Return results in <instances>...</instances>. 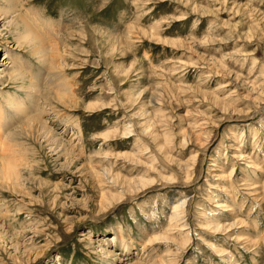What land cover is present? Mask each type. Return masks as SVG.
Masks as SVG:
<instances>
[{
    "label": "rangeland",
    "instance_id": "374dc122",
    "mask_svg": "<svg viewBox=\"0 0 264 264\" xmlns=\"http://www.w3.org/2000/svg\"><path fill=\"white\" fill-rule=\"evenodd\" d=\"M56 74L77 104L1 136L0 264H264V0H0V108Z\"/></svg>",
    "mask_w": 264,
    "mask_h": 264
},
{
    "label": "bare ground",
    "instance_id": "6f19581e",
    "mask_svg": "<svg viewBox=\"0 0 264 264\" xmlns=\"http://www.w3.org/2000/svg\"><path fill=\"white\" fill-rule=\"evenodd\" d=\"M3 1H5V2H11L12 0H3ZM8 7V6H7ZM8 10V9H7ZM204 12V11H203ZM12 13H14V11H13V9L12 8H10L9 9V13H6L7 15L8 14H12ZM3 14V13H2ZM33 16H32V20L35 22V24H37V18H38V16H36L37 14H34V13H31ZM17 16V15H16ZM2 17V16H1ZM31 20V21H32ZM12 22V16H11V19H10V21L8 22V23H11ZM33 22V23H34ZM13 23V22H12ZM11 23V24H12ZM12 26H14V25H12ZM20 26L22 27V29L20 30V32H18V36H17V41L18 42H20V43H23V44H25V45H27V46H29V45H33L32 46V48H33V50H32V53H33V55H35L36 56V58H37V56H40L41 54H42V44H43V42H41V45H36V42H35V40H36V34L34 33V31L33 30H31L30 29V26H28L25 22H21L20 23ZM12 29V28H11ZM13 30V29H12ZM55 36V35H54ZM56 37H58V36H56ZM53 39H55V38H53ZM58 38H56V40H57ZM39 40V39H38ZM60 40V39H59ZM58 40V41H59ZM64 40V39H63ZM44 41V40H43ZM54 41H52V43H53ZM63 42V41H62ZM23 44H22V46H23ZM50 44V43H49ZM58 44V43H57ZM61 44V43H60ZM63 44V43H62ZM45 46H46V44H44ZM52 45V44H51ZM21 46V45H20ZM53 46V45H52ZM63 46V45H62ZM24 47V46H23ZM30 47V46H29ZM57 47V46H56ZM46 48H48V46L46 47ZM58 48H59V45H58ZM29 51H30V49H28ZM56 50V49H55ZM51 51H52V49H51ZM54 51V50H53ZM44 52V51H43ZM48 52H50V51H48ZM53 52H51V54H52ZM10 54V56L11 55H15V54H13V53H9ZM45 54V53H44ZM46 54H47V52H46ZM65 54V53H64ZM43 55V54H42ZM53 55V54H52ZM50 56V57H53V56ZM55 55H56V52H55ZM58 55V54H57ZM61 56V55H60ZM49 57V58H50ZM13 58V57H12ZM45 58V57H44ZM55 58H57V57H55L54 56V58L53 59H55ZM59 58V57H58ZM61 58V57H60ZM47 59H48V56H47ZM63 59V58H62ZM15 61V60H14ZM51 61H53V60H50V62ZM57 61H59V59L57 60ZM65 61V60H64ZM16 62L18 63V65L19 66H21V67H25L26 68V65H25V63L23 62V61H21L20 59H18V60H16ZM47 62V61H46ZM10 63V62H9ZM53 63V62H52ZM47 64H48V62H47ZM54 64V63H53ZM59 64V63H58ZM50 65V64H49ZM52 65V64H51ZM55 65H56V63H55ZM60 65V64H59ZM44 66H46V65H44ZM53 66V65H52ZM50 67V69L51 68H53V67ZM61 66V65H60ZM13 68V67H12ZM17 69H19L18 67H16ZM31 68V67H30ZM30 68H29V70H30ZM45 68V67H44ZM54 68H55V66H54ZM53 68V69H54ZM57 68V67H56ZM59 68V67H58ZM56 70V69H55ZM64 70V69H63ZM58 72H59V70H57ZM56 72V71H55ZM57 72V73H58ZM13 73V72H12ZM15 74H17L18 75V78H19V76H23L22 74H21V72L20 71H18V70H16L15 72H14ZM13 73V74H14ZM54 73V72H53ZM40 74V73H39ZM49 74V73H48ZM53 75V74H52ZM57 75V77L56 76H52V80H51V82H47L46 84H45V80H40V82L38 81V78H37V80H34V82H38L39 84L37 85V84H35L33 81H29V80H27V82H28V85L26 84L25 85V83L26 82H24V81H21L22 82V93H23V98L22 99H20V98H18V97H16V96H14V97H8L7 99H6V102H5V104H6V106H5V108H3V109H1L0 110V147L1 148H6V146H5V144H4V142H2V138H1V136H5L6 135V133H8V131H9V129L11 128V123H12V119H13V117L15 118V117H22V116H24L25 114L27 115V112H26V110H27V107H23L22 106V104L23 103H27V101H29L30 99H31V101H33V100H35L36 98H37V96H41V97H49V98H54V100H56L58 103H61V104H66V103H72V104H74L75 103V105L77 104L76 103V101H75V89L72 87V85L73 84H62L61 82H59L58 83V80L57 79H59L58 77V74H56ZM16 76V75H15ZM48 76V75H47ZM35 77H37V76H35ZM23 78V77H22ZM56 78V79H55ZM35 79V78H34ZM11 80H13V79H11ZM23 80V79H22ZM49 80H50V77H49ZM65 80V79H64ZM18 81V80H17ZM44 83V85H40V83ZM63 82V81H62ZM69 83V82H68ZM46 86H48V87H50L49 89H50V91H47V92H42L41 93V91H42V87H46ZM46 91V90H45ZM262 94H264V93H262ZM258 97V96H257ZM5 98V97H4ZM49 98H46V99H49ZM43 99V98H42ZM23 100V101H22ZM41 100V99H40ZM42 101V100H41ZM49 101V100H48ZM30 103V102H29ZM45 103V102H44ZM50 104V103H49ZM31 105H33V102H31ZM46 105V104H45ZM48 105V104H47ZM39 106V105H38ZM64 106V105H63ZM76 107V106H75ZM33 108H36V107H33ZM39 109V108H38ZM44 109V108H43ZM41 111H42V109H41ZM9 112V113H8ZM10 115V116H8V115ZM25 115V116H26ZM32 115V114H31ZM37 117V116H36ZM12 118V119H11ZM62 118H64V116L62 117ZM22 119H23V117H22ZM27 119V118H26ZM29 119H30V121H32L33 120V118L31 119V117H29ZM18 120V119H17ZM34 120H36V119H34ZM71 120V119H70ZM20 121V120H19ZM26 121L27 120H25V122H24V124L25 125H27L26 124ZM29 121V122H30ZM37 121H38V118H37ZM28 122V121H27ZM22 124H23V122H21ZM46 123V122H45ZM45 123H43V122H41V126L47 131V140L49 141V143H51V145H54L55 147H61V149H62V151H63V147H65L66 148V146L67 145H65L64 146V144H62V142L60 141L61 139H60V137L57 135V134H53L52 132H51V130L49 129V128H47V125L45 124ZM22 124H19L20 126L22 125ZM39 124V123H38ZM13 125V124H12ZM29 125V124H28ZM36 125V124H35ZM23 126V125H22ZM21 126V127H22ZM32 126H33V124H32ZM19 127V126H18ZM28 127H30V126H28ZM28 127H27V129H28ZM34 127V126H33ZM38 127V126H37ZM32 128V127H31ZM30 128V129H31ZM36 128V127H35ZM34 128V129H35ZM19 129H20V127H19ZM26 129V130H27ZM29 130V129H28ZM128 130V129H127ZM22 131V130H21ZM20 131V132H21ZM33 131V130H32ZM42 131H44V130H42ZM13 132V131H12ZM19 132V133H20ZM34 133H35V130L33 131ZM38 132H39V130H38ZM130 132V131H129ZM14 133V132H13ZM12 133V134H13ZM22 133V132H21ZM20 133V134H21ZM24 133V132H23ZM28 133V132H27ZM31 133V132H30ZM126 133H127V131H126ZM16 134V133H15ZM39 134V133H38ZM45 133H43V135H44ZM125 134V133H124ZM25 135V134H24ZM23 135V136H24ZM29 135V134H28ZM31 135V134H30ZM115 135H117V134H115ZM22 136V137H23ZM8 137H11V135H8ZM26 137V136H25ZM34 137V136H33ZM39 137V136H38ZM37 137V138H38ZM46 137V136H45ZM5 138V137H4ZM35 138V137H34ZM40 138V137H39ZM42 138V137H41ZM104 138L106 139L107 138V135H105L104 136ZM13 139V138H12ZM24 141V140H23ZM43 141V140H42ZM2 142V143H1ZM44 142V141H43ZM8 143V142H7ZM7 145V144H6ZM71 146V145H70ZM8 147H10V146H8L7 145V148ZM54 147V148H55ZM11 148V147H10ZM12 149H14V148H12ZM5 150V149H4ZM61 151V152H62ZM70 151V150H69ZM66 152V151H65ZM5 156V155H4ZM12 156H14V154H12ZM6 157H8V155L6 156ZM5 157V158H6ZM10 157V156H9ZM19 157V156H18ZM15 157H13V159H14ZM18 160V159H17ZM5 161V160H4ZM16 161V160H15ZM6 163V162H5ZM8 163V162H7ZM15 163H17V161L15 162ZM19 163V162H18ZM21 163V162H20ZM15 165H18V164H15ZM15 167H17V166H14V163L12 164V163H9V164H4V163H0V185L1 186H6V187H16V185H17V183H20V176L18 175V172L16 171L17 169L15 168ZM0 186V187H1ZM227 209V208H226ZM228 210V209H227ZM231 210V209H230ZM174 215H175V212H174ZM177 215H178V212H177ZM180 215V214H179ZM178 215V216H179ZM174 218H176V217H174ZM178 218V217H177ZM177 220H179V218L177 219ZM178 223V222H177ZM174 224V223H173ZM226 226V225H225ZM231 226H233V225H230L228 228H230ZM211 228V227H210ZM215 228V227H214ZM219 227H217V229H218ZM215 230V229H214ZM213 230V231H214ZM222 230V229H221ZM217 231V230H216ZM219 231V230H218ZM14 240V239H13ZM158 240V239H157ZM245 240V239H244ZM248 242H247V244H249L250 243V241L249 240H247ZM245 242V241H244ZM150 243H153V241H151ZM246 243V242H245ZM247 246H249V245H247ZM124 248H128V244H124ZM143 249V248H142ZM153 249V248H152ZM221 253V252H220ZM105 254L107 255V253L105 252ZM143 254V253H142ZM143 260V259H142ZM139 262V261H138ZM137 262V263H138ZM142 262V261H141ZM137 263H135V264H137ZM125 264V263H124ZM159 264H162V261L161 262H159Z\"/></svg>",
    "mask_w": 264,
    "mask_h": 264
}]
</instances>
